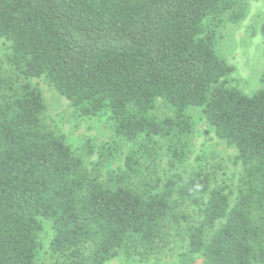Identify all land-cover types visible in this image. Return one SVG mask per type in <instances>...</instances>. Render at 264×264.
I'll use <instances>...</instances> for the list:
<instances>
[{
	"label": "trees",
	"instance_id": "trees-1",
	"mask_svg": "<svg viewBox=\"0 0 264 264\" xmlns=\"http://www.w3.org/2000/svg\"><path fill=\"white\" fill-rule=\"evenodd\" d=\"M242 17L236 0H0V39L24 79L0 72V264H37L43 221L64 264L150 254L179 201L198 209L187 231L198 264H264V72L246 96L226 87L232 68L215 52L218 30ZM260 35L264 59V20ZM40 77L80 115H107L129 142L184 137L187 110L202 109L237 151L234 202L204 172L178 189L151 182L137 151L101 183L42 122L45 104L28 82Z\"/></svg>",
	"mask_w": 264,
	"mask_h": 264
},
{
	"label": "rangeland",
	"instance_id": "rangeland-1",
	"mask_svg": "<svg viewBox=\"0 0 264 264\" xmlns=\"http://www.w3.org/2000/svg\"><path fill=\"white\" fill-rule=\"evenodd\" d=\"M241 5L243 17L237 23L224 24L215 44L217 56L232 68L224 79L228 88L246 96L258 91L264 72L263 42L260 27L264 20V0H236ZM10 45L0 39V72L18 84L24 79L10 65ZM37 88L45 104L42 122L55 134L64 138L74 155L79 157L88 173L106 184L110 176L119 175L129 151H137L143 175L151 182L175 183L183 186L198 172L207 173L211 188L222 186L232 204L242 167L235 148L220 140L207 125L202 109L189 108L186 114L191 121V131L184 137H143L129 142L116 136L112 121L107 115L85 117L74 110L69 101L60 96L44 78L28 80ZM183 154V160L174 158L170 149ZM180 202V201H179ZM177 203L173 217L166 221V242L159 244L150 254L119 253L107 264H198L200 258L190 252L188 229L199 221L198 209L191 202ZM39 235L40 248L37 264H64L63 259L52 254L51 224L43 221Z\"/></svg>",
	"mask_w": 264,
	"mask_h": 264
}]
</instances>
